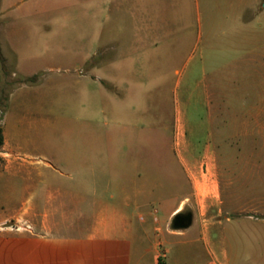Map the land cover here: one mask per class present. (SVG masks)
<instances>
[{
	"label": "rangeland",
	"instance_id": "1",
	"mask_svg": "<svg viewBox=\"0 0 264 264\" xmlns=\"http://www.w3.org/2000/svg\"><path fill=\"white\" fill-rule=\"evenodd\" d=\"M197 1L191 0L192 27L176 31L181 40L174 50L166 41L157 54L146 52L137 38L131 47L115 45L108 37V19L102 20L99 29L93 24L91 10L80 13V27L75 24L69 33L55 24L52 54L56 69L47 78L49 118L32 127L31 134L40 142L23 152L40 161L35 169L43 181L79 201L80 188H93L102 201L88 197L82 207L104 208L113 193L110 185L125 176L118 172L128 173L140 165L183 169L173 148L172 131L167 130L179 111L193 132L189 136L192 150L197 155L217 156L210 165L221 185L228 219L220 243L227 264H264V78L258 72L248 77L257 68L253 55L246 54L252 47L242 42L245 34L253 35V23L243 30L238 13L227 23L228 0ZM122 52L129 57L126 63L139 72L137 77L115 79L110 75L112 70L124 69L125 62L118 61L115 67L112 61ZM157 72H163V77H157ZM201 77L208 85L205 92L196 87ZM20 80L15 79L17 90ZM8 90L10 87L0 93V124L7 111ZM156 149L165 151V159L152 156ZM6 158L8 161H0V169H24L32 164L29 159ZM27 174L3 179L4 185H10L8 192L15 205L34 194ZM164 184L171 182L165 180ZM188 194V188H181L175 191V198ZM162 215L163 209L151 203L147 215L139 219L144 226L141 255L130 254L136 244L122 231L118 233L121 243L113 237L91 243L80 241V231L67 229L63 244L78 252L69 254L72 264H115L118 252L127 258V264H154L155 229ZM87 224L82 222L84 238ZM209 260L205 256L201 262ZM198 262L186 248L174 249L173 261L167 264Z\"/></svg>",
	"mask_w": 264,
	"mask_h": 264
},
{
	"label": "crops",
	"instance_id": "2",
	"mask_svg": "<svg viewBox=\"0 0 264 264\" xmlns=\"http://www.w3.org/2000/svg\"><path fill=\"white\" fill-rule=\"evenodd\" d=\"M227 4V23L234 19L235 13L239 14L243 30L253 23V35L245 34L242 42L252 47L246 54L253 55L257 71L247 75L255 76L258 72V77L264 78V0H228ZM190 7L191 0H90L87 3L80 0H0V93L10 87L7 111L2 120L4 145L0 148V158L5 162L8 161L6 156L32 161L31 167L24 169H0V264H72L73 255L69 257V254L78 255V252L63 244L68 239L67 229L76 230L77 234L80 231V241L85 239L91 243L111 237L121 243L122 237L118 233L126 232L131 244H136L135 252L131 250L130 254L141 255L144 226L139 219L147 215L151 203L163 209L155 229L158 239L154 246L157 249L154 264H167L169 260L173 261L174 249L184 251L186 248L194 259L199 260L197 264H227L220 243L228 219H225L221 185L215 179L214 166L210 165L217 156L216 153L197 155L192 150L189 136L193 132L187 126L188 119L179 111L167 130L172 131L173 148L183 169L140 165L128 173L118 172L125 176L110 185L113 193L104 208L82 207L88 197L102 201L93 188H80L79 201L43 181L42 174H37L35 169L40 161L23 152L24 148L40 142L31 134L32 127L39 121L46 123L49 118L46 113L47 78L56 69L52 54L55 24L59 23L69 33L75 24L80 27V13L91 10L93 24L99 29L104 24L102 20L108 19V37L115 45L131 47L133 39L137 38L143 42L146 52L157 54L166 41L173 44L174 50L181 40L176 31L192 27ZM127 58L122 52L112 59L115 67L118 61L125 62L124 69L110 71L113 78L139 75L126 63ZM176 72L181 75V71ZM155 75L163 77V72ZM15 79H21L19 90L15 89ZM204 79L201 77L196 87L205 92L208 85L206 79L202 81ZM77 83L80 85V79ZM152 156L157 160L165 159V151L156 149ZM26 172L34 194L15 205L8 192L10 185H4L3 179ZM165 180L171 185H165ZM181 188H188L189 194L177 200L175 191ZM188 212L193 215L192 225L184 230L173 229L174 217ZM85 221L88 224L84 238L81 232ZM12 226L16 228L12 229ZM90 253L93 255L95 248ZM108 253L109 249H106L105 254ZM117 255L120 258L115 264L128 263L124 262L127 258L120 252ZM205 256L210 260L203 263L201 260ZM83 257L80 249V258Z\"/></svg>",
	"mask_w": 264,
	"mask_h": 264
},
{
	"label": "water",
	"instance_id": "3",
	"mask_svg": "<svg viewBox=\"0 0 264 264\" xmlns=\"http://www.w3.org/2000/svg\"><path fill=\"white\" fill-rule=\"evenodd\" d=\"M192 213H180L176 215L172 221V228L175 230L188 229L192 225Z\"/></svg>",
	"mask_w": 264,
	"mask_h": 264
},
{
	"label": "trees",
	"instance_id": "4",
	"mask_svg": "<svg viewBox=\"0 0 264 264\" xmlns=\"http://www.w3.org/2000/svg\"><path fill=\"white\" fill-rule=\"evenodd\" d=\"M0 85H1V69H0ZM4 145V136H3V128H2V124H0V148H2ZM2 159L0 158V161Z\"/></svg>",
	"mask_w": 264,
	"mask_h": 264
}]
</instances>
